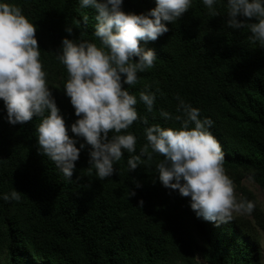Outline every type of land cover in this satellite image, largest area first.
Here are the masks:
<instances>
[{
	"label": "trees",
	"instance_id": "1",
	"mask_svg": "<svg viewBox=\"0 0 264 264\" xmlns=\"http://www.w3.org/2000/svg\"><path fill=\"white\" fill-rule=\"evenodd\" d=\"M8 2L36 26L48 87L70 138L85 148L66 180L39 151L40 118L13 126L0 100V196L20 194L18 201L0 199V264H261L264 210L243 181L249 178L264 191V47L248 41L249 30L228 28L223 5L211 17L194 0L175 23H166L167 33L140 42L155 52V66L138 73L135 86L124 85L137 96L138 114L149 125L179 126L159 115L161 109L175 114L177 95L213 121L210 131L221 145L234 195L254 203L250 214L233 212L231 222L217 227L196 216L190 197L163 187L155 168L163 156L151 162L144 157L129 172L125 153L104 180L89 168L91 146L70 131L78 117L64 92L67 72L56 57L64 38L99 45L95 11L80 8L78 0ZM155 6V0H123L122 10L139 15ZM144 90L156 92L152 113L139 102ZM145 127L138 120L129 129L137 136V153L146 142Z\"/></svg>",
	"mask_w": 264,
	"mask_h": 264
},
{
	"label": "clouds",
	"instance_id": "2",
	"mask_svg": "<svg viewBox=\"0 0 264 264\" xmlns=\"http://www.w3.org/2000/svg\"><path fill=\"white\" fill-rule=\"evenodd\" d=\"M193 3L194 0H155L154 8L137 15L122 10L123 0H78L80 8L95 11L94 36L99 45L64 38L56 58L67 72L64 92L78 117L70 131L91 146L89 168L95 170L96 176L100 180L111 177L116 171L114 164L125 153L129 154V172L135 171L144 157L151 162L154 155L163 156L155 165L163 187L190 197L196 216L219 227L233 220V212L250 214L254 203L238 201L234 195L233 183L223 167L224 153L210 131L213 121L201 118L200 109L177 95L175 114L161 109L159 115L165 122L179 126L149 125L147 117L138 114L137 96L124 87L135 86L138 73L155 66V52L145 50L140 42L155 41L167 33L166 23H175ZM200 3L211 17L220 15L218 8L223 5L226 26L234 30L247 28L251 33L248 41L264 47V0ZM88 19L83 16L85 25ZM36 31L20 6L0 0V100L6 108L7 122L13 126L40 118L36 126L39 151L71 181L85 144L78 148L77 140L68 134L48 87ZM66 31L71 35L72 27ZM134 57L138 58L135 62ZM156 92L139 93V102L148 113L153 112ZM138 120L146 125V142L137 153V136L129 129ZM136 186L140 187L138 183ZM0 199L18 201L20 194L12 190ZM140 205L142 209L143 201Z\"/></svg>",
	"mask_w": 264,
	"mask_h": 264
},
{
	"label": "rangeland",
	"instance_id": "3",
	"mask_svg": "<svg viewBox=\"0 0 264 264\" xmlns=\"http://www.w3.org/2000/svg\"><path fill=\"white\" fill-rule=\"evenodd\" d=\"M243 185L246 186L254 194V196L258 200L260 207L264 210V191L259 187V185L256 184L254 181H252L249 178H246L243 181ZM235 193H236V191L234 190V194ZM237 214H239V213H237ZM247 219L252 221L250 216H248ZM252 224H254V223H252ZM198 260L200 263L203 262L200 256L198 257ZM259 260H260L261 264H264V234H262V233H261Z\"/></svg>",
	"mask_w": 264,
	"mask_h": 264
}]
</instances>
